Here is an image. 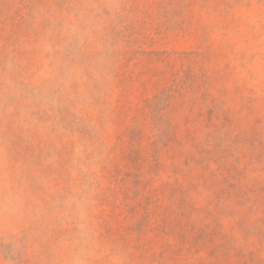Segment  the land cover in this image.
Masks as SVG:
<instances>
[{"label":"rangeland","instance_id":"1","mask_svg":"<svg viewBox=\"0 0 264 264\" xmlns=\"http://www.w3.org/2000/svg\"><path fill=\"white\" fill-rule=\"evenodd\" d=\"M0 264H264V0H0Z\"/></svg>","mask_w":264,"mask_h":264}]
</instances>
